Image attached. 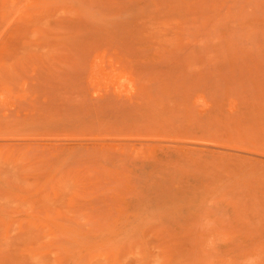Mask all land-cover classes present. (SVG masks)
Listing matches in <instances>:
<instances>
[{
    "label": "rangeland",
    "instance_id": "obj_1",
    "mask_svg": "<svg viewBox=\"0 0 264 264\" xmlns=\"http://www.w3.org/2000/svg\"><path fill=\"white\" fill-rule=\"evenodd\" d=\"M0 264H264V0H0Z\"/></svg>",
    "mask_w": 264,
    "mask_h": 264
}]
</instances>
